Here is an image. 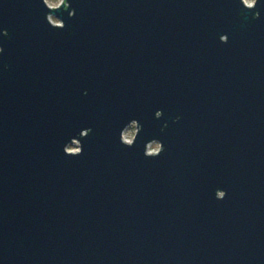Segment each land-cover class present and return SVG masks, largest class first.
<instances>
[{
  "label": "water",
  "instance_id": "obj_1",
  "mask_svg": "<svg viewBox=\"0 0 264 264\" xmlns=\"http://www.w3.org/2000/svg\"><path fill=\"white\" fill-rule=\"evenodd\" d=\"M0 264H264V0H0Z\"/></svg>",
  "mask_w": 264,
  "mask_h": 264
},
{
  "label": "rangeland",
  "instance_id": "obj_2",
  "mask_svg": "<svg viewBox=\"0 0 264 264\" xmlns=\"http://www.w3.org/2000/svg\"><path fill=\"white\" fill-rule=\"evenodd\" d=\"M246 3L248 5H253L255 3V0H245ZM48 4L51 6V7H58L62 2L63 0H47ZM53 21L55 23H59L58 20H56L55 18H53ZM136 132H137V126L134 124L132 125L131 127H129L127 129V131L125 132L124 134V138L125 140L131 142L135 135H136ZM160 149V144L159 143H153L150 147H149V151L151 153H155L157 152L158 150ZM69 150L70 151H78L79 150V144L76 143V144H73L72 146L69 147Z\"/></svg>",
  "mask_w": 264,
  "mask_h": 264
},
{
  "label": "flooded vegetation",
  "instance_id": "obj_3",
  "mask_svg": "<svg viewBox=\"0 0 264 264\" xmlns=\"http://www.w3.org/2000/svg\"><path fill=\"white\" fill-rule=\"evenodd\" d=\"M46 2H47V0H46ZM48 3V2H47Z\"/></svg>",
  "mask_w": 264,
  "mask_h": 264
},
{
  "label": "built area",
  "instance_id": "obj_4",
  "mask_svg": "<svg viewBox=\"0 0 264 264\" xmlns=\"http://www.w3.org/2000/svg\"><path fill=\"white\" fill-rule=\"evenodd\" d=\"M129 142V141H128Z\"/></svg>",
  "mask_w": 264,
  "mask_h": 264
}]
</instances>
